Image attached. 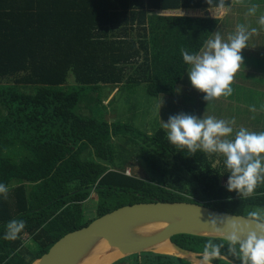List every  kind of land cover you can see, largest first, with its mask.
I'll use <instances>...</instances> for the list:
<instances>
[{
    "label": "trees",
    "instance_id": "1",
    "mask_svg": "<svg viewBox=\"0 0 264 264\" xmlns=\"http://www.w3.org/2000/svg\"><path fill=\"white\" fill-rule=\"evenodd\" d=\"M211 9L206 0H0V183L9 188L7 200L0 195V264H32L64 235L123 206L186 202L238 216L264 208V183L247 199L220 184L229 175L222 156L179 151L164 130L144 135L109 124L91 106L90 114L79 112L83 103H100L88 94L104 86L144 84L152 97L173 95L188 68L181 48L198 52L220 24ZM137 63L143 76L128 77L125 66ZM130 133L152 174L146 180L114 165L113 139ZM93 193L94 215L87 216ZM14 219L26 227L5 240ZM209 239L171 240L204 254ZM139 258L189 264L156 253L119 261ZM211 262L239 264L225 249Z\"/></svg>",
    "mask_w": 264,
    "mask_h": 264
},
{
    "label": "clouds",
    "instance_id": "2",
    "mask_svg": "<svg viewBox=\"0 0 264 264\" xmlns=\"http://www.w3.org/2000/svg\"><path fill=\"white\" fill-rule=\"evenodd\" d=\"M206 2L220 12L231 6L226 5L225 0H217L215 5L213 0ZM235 2L238 3L239 0ZM257 8L258 5H252L248 14L254 15ZM258 23L264 26V15L259 17ZM256 31L255 28L249 31L241 24L226 39L219 31L212 33L198 52L191 53L181 48L191 86L204 94L203 100L207 104L222 96L232 95L231 85L235 74L243 65L242 50L248 47V41ZM250 110L256 111L254 106ZM235 123V118L226 121L213 116L197 118L179 113L170 116L162 126L166 129L168 141L179 151L187 150L191 155L200 151L207 155L222 156L229 174L227 190L235 191L240 199H247L254 194L258 185L264 183V132L257 133L240 127L234 133L231 125ZM8 193L7 185L0 183V195L5 200ZM207 223L210 226L223 224L221 235L226 243H213L212 239L215 237L209 239L204 245L205 261L219 257L221 250L225 249L239 264H264V208L250 210L243 219L210 218ZM25 227L24 220H11L6 225L3 238L14 241Z\"/></svg>",
    "mask_w": 264,
    "mask_h": 264
},
{
    "label": "water",
    "instance_id": "3",
    "mask_svg": "<svg viewBox=\"0 0 264 264\" xmlns=\"http://www.w3.org/2000/svg\"><path fill=\"white\" fill-rule=\"evenodd\" d=\"M226 217L243 219L246 216L186 202L155 201L123 206L96 218L81 229L64 235L46 254L34 262L81 264L102 242L108 245L110 252L118 251L121 259L154 253L158 246L169 243L184 259L190 260L192 253L172 242V237L191 235L223 240V224L210 226L207 222L210 218L219 220ZM155 225L161 227L149 231V227Z\"/></svg>",
    "mask_w": 264,
    "mask_h": 264
},
{
    "label": "rangeland",
    "instance_id": "4",
    "mask_svg": "<svg viewBox=\"0 0 264 264\" xmlns=\"http://www.w3.org/2000/svg\"><path fill=\"white\" fill-rule=\"evenodd\" d=\"M172 14L181 13L175 12ZM141 62L142 59L138 61V63ZM138 63L125 66V73L128 77L141 79L143 75L139 69ZM186 75L183 77L182 81L185 79ZM184 82L189 84L188 87L184 89L183 87H177L173 95L161 97H152L148 95L144 84L122 85L117 87V90L114 87L104 86L99 88L97 92L86 93V95L88 94L90 97L98 98L100 103L89 105L88 103H83L79 112L83 115H88L90 114L88 106L94 107L91 109L92 116L96 113L99 119L109 124H124L144 135L153 134L159 129L166 132V129L162 126L163 122H167L170 116L179 113L194 115L197 118L213 116L217 119H224L226 121L231 120V115L228 114L229 109L226 103V97L222 96L207 104V102L203 100L204 94L198 92L191 86L188 75ZM124 83H128V81ZM234 114L239 117L237 111H235ZM112 146L114 165L116 167L126 168V174L138 175L142 180L151 177L152 174L150 175L146 165L140 158L132 133L114 138ZM217 164H220L219 161L214 163L215 166H217ZM226 183V178L220 179L221 185L226 186ZM96 203L97 197L96 194L93 193L86 202L85 209L87 216L94 215ZM255 209H257V207L247 208L244 213L245 216L250 210ZM22 241L25 244H31L30 238L26 235L22 237ZM119 259H121V257Z\"/></svg>",
    "mask_w": 264,
    "mask_h": 264
},
{
    "label": "crops",
    "instance_id": "5",
    "mask_svg": "<svg viewBox=\"0 0 264 264\" xmlns=\"http://www.w3.org/2000/svg\"><path fill=\"white\" fill-rule=\"evenodd\" d=\"M252 5H258V8L254 15H249L248 10ZM209 13L220 19V24L214 32L219 31L225 39L228 35L236 31L237 25L242 24L246 26L249 31L253 28L257 29V31L251 35L248 41V47L242 50L243 65L235 74L234 81L231 85L233 93L231 96L226 97V103L228 104V114L231 115V120L235 118L236 123H240L231 125L234 129V133L238 131L240 127L257 133L264 132V26L258 23L259 17L264 15V0H239L238 3L234 0L231 6L226 8L223 12L217 9H211ZM185 79L181 81L177 87H183V89L188 87L189 84L184 82ZM252 106L255 107V112L250 110ZM235 111L238 112L239 117L234 114ZM253 117L255 118L253 119ZM227 179L228 178H226V180ZM157 254L171 255L164 253ZM191 255L192 257L190 260L176 255L172 256L184 259L189 264H213L211 262L212 260H204V254L192 253ZM119 260L113 264H134L133 260L124 262ZM138 264H142L140 258Z\"/></svg>",
    "mask_w": 264,
    "mask_h": 264
},
{
    "label": "bare ground",
    "instance_id": "6",
    "mask_svg": "<svg viewBox=\"0 0 264 264\" xmlns=\"http://www.w3.org/2000/svg\"><path fill=\"white\" fill-rule=\"evenodd\" d=\"M160 227L161 225L151 226L149 227V231L156 230ZM155 252L183 257V255L177 252L169 243L158 246L155 249ZM120 257L121 254L118 251L110 252L108 245L105 242H102L95 247L92 254L88 256L81 264H111ZM33 264H37V262H33Z\"/></svg>",
    "mask_w": 264,
    "mask_h": 264
},
{
    "label": "built area",
    "instance_id": "7",
    "mask_svg": "<svg viewBox=\"0 0 264 264\" xmlns=\"http://www.w3.org/2000/svg\"><path fill=\"white\" fill-rule=\"evenodd\" d=\"M127 175H130V174H127Z\"/></svg>",
    "mask_w": 264,
    "mask_h": 264
}]
</instances>
